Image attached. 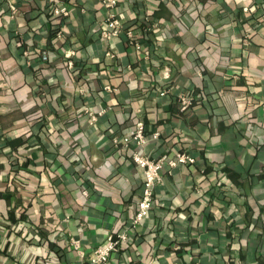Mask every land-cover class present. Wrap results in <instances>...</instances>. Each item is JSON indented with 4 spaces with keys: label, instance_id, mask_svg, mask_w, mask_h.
Returning <instances> with one entry per match:
<instances>
[{
    "label": "crops",
    "instance_id": "1",
    "mask_svg": "<svg viewBox=\"0 0 264 264\" xmlns=\"http://www.w3.org/2000/svg\"><path fill=\"white\" fill-rule=\"evenodd\" d=\"M61 1L0 0V264H86L123 230L109 264H264V4L118 0L104 39L99 0ZM137 120L144 154L195 161L134 228L143 173L114 139Z\"/></svg>",
    "mask_w": 264,
    "mask_h": 264
},
{
    "label": "built area",
    "instance_id": "2",
    "mask_svg": "<svg viewBox=\"0 0 264 264\" xmlns=\"http://www.w3.org/2000/svg\"><path fill=\"white\" fill-rule=\"evenodd\" d=\"M100 4L106 9V16L103 20L104 29L101 31V36L104 39H110L117 36L122 30L123 26L120 22L116 7L118 0H99ZM51 5V13L57 19H63L68 15V8L61 0H49ZM130 43L136 48H141L139 37L135 36L131 29L125 31ZM63 30L60 28L56 31L57 37H62ZM107 88H109L107 86ZM181 110L184 111L190 107L193 98L191 96H179ZM88 115V120L94 122L102 114L103 110H92L85 108ZM154 132L153 136H157ZM145 124L142 120H137L134 128L126 135L115 138L116 144L133 145V152L131 158L133 162L142 169L143 181L141 192L137 200L136 210L131 217L130 224L132 227L139 225L148 215L151 209L154 195V187L160 184L163 179L164 168H172L179 164H192L195 159L193 156L184 153L176 152L173 157L162 155L158 158H151L141 151L142 145L145 143ZM129 238V233L125 230L121 232L108 233L104 241L95 247L88 258L87 264H109L112 254L120 248ZM191 264H200L199 261H193Z\"/></svg>",
    "mask_w": 264,
    "mask_h": 264
},
{
    "label": "trees",
    "instance_id": "3",
    "mask_svg": "<svg viewBox=\"0 0 264 264\" xmlns=\"http://www.w3.org/2000/svg\"><path fill=\"white\" fill-rule=\"evenodd\" d=\"M257 1L261 2L262 5L264 4V0H257ZM57 28H58V25L52 24L51 29H50V34L54 35L57 31Z\"/></svg>",
    "mask_w": 264,
    "mask_h": 264
},
{
    "label": "rangeland",
    "instance_id": "4",
    "mask_svg": "<svg viewBox=\"0 0 264 264\" xmlns=\"http://www.w3.org/2000/svg\"><path fill=\"white\" fill-rule=\"evenodd\" d=\"M87 264V263H86Z\"/></svg>",
    "mask_w": 264,
    "mask_h": 264
}]
</instances>
